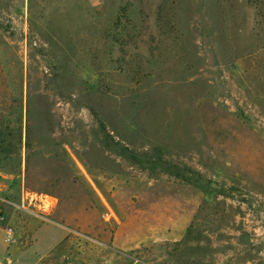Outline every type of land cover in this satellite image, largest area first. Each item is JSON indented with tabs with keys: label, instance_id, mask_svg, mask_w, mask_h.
Instances as JSON below:
<instances>
[{
	"label": "rangeland",
	"instance_id": "obj_1",
	"mask_svg": "<svg viewBox=\"0 0 264 264\" xmlns=\"http://www.w3.org/2000/svg\"><path fill=\"white\" fill-rule=\"evenodd\" d=\"M35 3L31 31L0 0L18 248L41 224L65 237L35 264H264V0Z\"/></svg>",
	"mask_w": 264,
	"mask_h": 264
},
{
	"label": "crops",
	"instance_id": "obj_2",
	"mask_svg": "<svg viewBox=\"0 0 264 264\" xmlns=\"http://www.w3.org/2000/svg\"><path fill=\"white\" fill-rule=\"evenodd\" d=\"M9 210L10 207L4 208L3 215L5 217V220L3 222H0V264H22L26 260L27 264H35V262L37 263L38 260H41L43 257L47 256L49 252L57 248L59 244L63 241L65 234L62 231L59 238H56L54 240L51 239L49 243H46L41 238V229L44 227V225H38V222L34 221V224L37 223L38 227H36L35 225L32 234L29 233L33 238V243L31 244V247L28 250H20V248H18V245H16V241L18 239L17 235L19 233L18 227L16 226L17 224L14 225L15 220ZM7 224L11 225L15 229V238L12 244H6L3 241V228ZM32 254L34 257L32 256Z\"/></svg>",
	"mask_w": 264,
	"mask_h": 264
},
{
	"label": "built area",
	"instance_id": "obj_3",
	"mask_svg": "<svg viewBox=\"0 0 264 264\" xmlns=\"http://www.w3.org/2000/svg\"><path fill=\"white\" fill-rule=\"evenodd\" d=\"M44 199H46V198L43 197V200ZM41 202H42V200H41ZM5 207H15L16 209L23 211L25 213H28V214L33 213L28 207H25L24 200L22 201V203L20 205H15V204L8 202L7 200H5L3 197L0 196V222H3L5 220V217L3 215V210ZM50 207H51L50 203H48L45 208L49 209ZM102 219L104 221L116 220V216H115L114 212L107 205H106V210L102 213ZM3 231H4L3 241L6 244H12L14 242V238H15V229L11 225L7 224L3 228Z\"/></svg>",
	"mask_w": 264,
	"mask_h": 264
},
{
	"label": "trees",
	"instance_id": "obj_4",
	"mask_svg": "<svg viewBox=\"0 0 264 264\" xmlns=\"http://www.w3.org/2000/svg\"><path fill=\"white\" fill-rule=\"evenodd\" d=\"M35 5H36L35 0H28L29 26L31 28V31H32V28H33L32 25H35L34 19H36V18L33 17V8H34ZM41 38H42V36H41ZM28 39L31 40V37H29ZM85 83H87L88 85H92V83H93V76L91 78L90 77V74H88L86 76V78H85Z\"/></svg>",
	"mask_w": 264,
	"mask_h": 264
},
{
	"label": "bare ground",
	"instance_id": "obj_5",
	"mask_svg": "<svg viewBox=\"0 0 264 264\" xmlns=\"http://www.w3.org/2000/svg\"><path fill=\"white\" fill-rule=\"evenodd\" d=\"M48 203H49V202H48ZM48 203H47V204H48ZM46 206H47V205H46ZM46 206H45V207H46Z\"/></svg>",
	"mask_w": 264,
	"mask_h": 264
},
{
	"label": "water",
	"instance_id": "obj_6",
	"mask_svg": "<svg viewBox=\"0 0 264 264\" xmlns=\"http://www.w3.org/2000/svg\"><path fill=\"white\" fill-rule=\"evenodd\" d=\"M42 200V199H41Z\"/></svg>",
	"mask_w": 264,
	"mask_h": 264
}]
</instances>
